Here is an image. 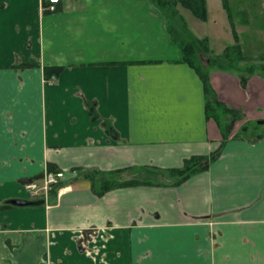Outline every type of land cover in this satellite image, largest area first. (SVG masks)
<instances>
[{
    "label": "crops",
    "instance_id": "1",
    "mask_svg": "<svg viewBox=\"0 0 264 264\" xmlns=\"http://www.w3.org/2000/svg\"><path fill=\"white\" fill-rule=\"evenodd\" d=\"M0 5V203L31 201L25 183L65 173L44 205L0 211V264H264V139L235 137L264 120V78L243 87L210 72L244 119L207 170L98 197L88 172L180 169L222 145L181 30L151 0H61L54 14L42 0ZM47 67L63 70L47 79Z\"/></svg>",
    "mask_w": 264,
    "mask_h": 264
},
{
    "label": "trees",
    "instance_id": "2",
    "mask_svg": "<svg viewBox=\"0 0 264 264\" xmlns=\"http://www.w3.org/2000/svg\"><path fill=\"white\" fill-rule=\"evenodd\" d=\"M151 3L155 8L163 13L164 16H166L170 33H178V27L180 30L184 31V28L187 26L185 20L181 16L177 15L178 7L189 11L195 18L203 22H206L209 17L207 0H151ZM1 7L2 5H0V8ZM223 8L229 13L228 0H223ZM170 18H174V23H177V26H179L177 27L169 23ZM229 20L231 22L233 36L235 40L238 41V34L235 30L231 16L229 17ZM180 23H182V25ZM180 37H182L181 34ZM192 39H194V41H192ZM181 50L183 62L187 63L198 73L204 84L207 116L216 122L223 135V142L220 149L209 157H192L186 160L184 166L180 169H172L168 171L153 170L152 172L146 171L140 173V175L133 176L130 179L124 178V170L110 173H102L99 171L88 172L86 179L90 181L91 190L98 197H102L106 193L118 188L140 185L154 186L157 184V180L159 178H167L171 181V184L175 186L183 184L194 175L207 170L212 162H215L221 157L223 149L229 140V136L232 133L235 124L244 119V115L241 111L235 110L218 100V97L210 84V72L212 70H219L230 73L238 77L242 86L245 87L249 79L254 75L264 78L262 74L257 72L258 66L264 69V55L255 57L257 63L254 64L252 62L253 59L246 57L242 47L239 44H236L227 47L220 55L211 56V54L209 55L208 39L205 38L202 40L194 37H191V40L189 41H182ZM205 56L208 57V62L204 67L200 62V59ZM62 70V67H47L45 69V77L47 79L55 77L59 75ZM86 104L90 109L92 118H97L96 106L94 102H87ZM258 128L260 127L257 123L246 124L235 137L240 138L243 137V134L251 133L254 135L256 134L254 142L264 139V133L258 134L259 132L256 131ZM105 129L110 136H116V130L109 122L105 123ZM43 202L44 201H36L33 202V204L44 205ZM10 207L13 208L15 205H12L10 202L0 203V211Z\"/></svg>",
    "mask_w": 264,
    "mask_h": 264
},
{
    "label": "rangeland",
    "instance_id": "3",
    "mask_svg": "<svg viewBox=\"0 0 264 264\" xmlns=\"http://www.w3.org/2000/svg\"><path fill=\"white\" fill-rule=\"evenodd\" d=\"M215 1H217L219 9L221 3L223 4V0H209V19L207 22L198 20L189 11L182 10L181 7L177 8L187 23L184 31L181 30L183 39L180 35L179 38L182 41H189L191 37L202 40L208 39L209 55L211 54V56L222 54L227 47L239 44L244 51V55L252 58V62L256 64L255 57L264 55V0H228L229 13L227 10H219L217 5L214 4ZM230 16L238 34V41L233 36ZM169 21V23L177 26L174 23V18H170ZM215 21L219 22V29L216 27ZM180 24L182 25V23ZM207 36L210 37L207 38ZM176 38L178 37L176 36ZM200 62L205 67L208 57H201ZM257 72L264 76V69L261 67L258 66ZM258 126L260 128L256 131L259 132L258 134H263L264 125ZM243 137L254 140L256 134L246 133L243 134Z\"/></svg>",
    "mask_w": 264,
    "mask_h": 264
},
{
    "label": "built area",
    "instance_id": "4",
    "mask_svg": "<svg viewBox=\"0 0 264 264\" xmlns=\"http://www.w3.org/2000/svg\"><path fill=\"white\" fill-rule=\"evenodd\" d=\"M61 3V0H42V9L43 11L49 13H56L58 10V5ZM65 179L64 172H49L46 171L38 179L29 181L25 183L24 187L27 191L30 200H44L48 202V199L52 192L57 191L58 187ZM91 235H94L92 231ZM84 248H87V244L82 245Z\"/></svg>",
    "mask_w": 264,
    "mask_h": 264
},
{
    "label": "water",
    "instance_id": "5",
    "mask_svg": "<svg viewBox=\"0 0 264 264\" xmlns=\"http://www.w3.org/2000/svg\"><path fill=\"white\" fill-rule=\"evenodd\" d=\"M257 124L258 125H264V120L258 121ZM11 204L18 206V207H28V206H32L33 202L27 201V200L16 199V200H12Z\"/></svg>",
    "mask_w": 264,
    "mask_h": 264
},
{
    "label": "flooded vegetation",
    "instance_id": "6",
    "mask_svg": "<svg viewBox=\"0 0 264 264\" xmlns=\"http://www.w3.org/2000/svg\"><path fill=\"white\" fill-rule=\"evenodd\" d=\"M258 125V124H257ZM260 127V126H259ZM44 201V200H43ZM44 202H46V201H44Z\"/></svg>",
    "mask_w": 264,
    "mask_h": 264
}]
</instances>
